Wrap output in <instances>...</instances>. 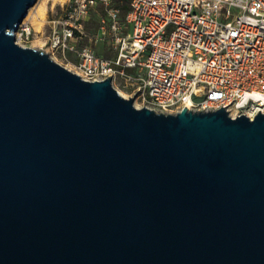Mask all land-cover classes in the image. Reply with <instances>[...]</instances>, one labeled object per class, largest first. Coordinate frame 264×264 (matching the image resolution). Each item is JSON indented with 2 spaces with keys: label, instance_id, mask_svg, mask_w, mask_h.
Wrapping results in <instances>:
<instances>
[{
  "label": "water",
  "instance_id": "95a60500",
  "mask_svg": "<svg viewBox=\"0 0 264 264\" xmlns=\"http://www.w3.org/2000/svg\"><path fill=\"white\" fill-rule=\"evenodd\" d=\"M35 2L0 0V264H264V114L135 107L16 43Z\"/></svg>",
  "mask_w": 264,
  "mask_h": 264
},
{
  "label": "built area",
  "instance_id": "2783aa9c",
  "mask_svg": "<svg viewBox=\"0 0 264 264\" xmlns=\"http://www.w3.org/2000/svg\"><path fill=\"white\" fill-rule=\"evenodd\" d=\"M118 1L128 6L123 17ZM66 5L59 18L48 21L47 49L41 50L84 81L109 77L119 93L130 89L138 108L157 113L221 106L231 118L264 114V0H66ZM96 9L104 14L95 42L107 37L111 57L98 55L87 34L88 16ZM14 36L30 47L34 29L28 18Z\"/></svg>",
  "mask_w": 264,
  "mask_h": 264
},
{
  "label": "rangeland",
  "instance_id": "374dc122",
  "mask_svg": "<svg viewBox=\"0 0 264 264\" xmlns=\"http://www.w3.org/2000/svg\"><path fill=\"white\" fill-rule=\"evenodd\" d=\"M125 5L126 4L124 2H117V6H120L122 17L124 16L123 8ZM66 6V0H36L34 5L30 7V14H27L24 19L28 18L34 29V38L30 45L31 48L47 49V45L44 43L46 42L49 34L48 21L54 18H59L63 14ZM103 14L104 12L101 9L92 11L87 19L86 30L88 36L93 37L94 39L93 47L96 50V53L102 57H111L113 56L114 52L111 49V43L107 37L103 38V40H98L95 42L98 19ZM119 90L123 97H130V89ZM134 104L135 106L139 107L138 101H134Z\"/></svg>",
  "mask_w": 264,
  "mask_h": 264
},
{
  "label": "trees",
  "instance_id": "16d2710c",
  "mask_svg": "<svg viewBox=\"0 0 264 264\" xmlns=\"http://www.w3.org/2000/svg\"><path fill=\"white\" fill-rule=\"evenodd\" d=\"M127 10H128V6L125 5L124 8H123V12L125 13Z\"/></svg>",
  "mask_w": 264,
  "mask_h": 264
},
{
  "label": "bare ground",
  "instance_id": "6f19581e",
  "mask_svg": "<svg viewBox=\"0 0 264 264\" xmlns=\"http://www.w3.org/2000/svg\"><path fill=\"white\" fill-rule=\"evenodd\" d=\"M30 11L28 10V12H27V14L29 15L30 13H29ZM27 16V15H26ZM38 17V16H37Z\"/></svg>",
  "mask_w": 264,
  "mask_h": 264
}]
</instances>
